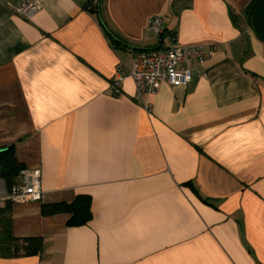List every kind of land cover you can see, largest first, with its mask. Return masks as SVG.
<instances>
[{"label": "crops", "instance_id": "0c3cea01", "mask_svg": "<svg viewBox=\"0 0 264 264\" xmlns=\"http://www.w3.org/2000/svg\"><path fill=\"white\" fill-rule=\"evenodd\" d=\"M160 45L214 52L186 86L114 94L118 69ZM9 149L41 173L43 200L11 205L13 236L41 249L0 264H264V0H0ZM7 194L0 179V207ZM79 195L87 225L42 215Z\"/></svg>", "mask_w": 264, "mask_h": 264}, {"label": "built area", "instance_id": "2783aa9c", "mask_svg": "<svg viewBox=\"0 0 264 264\" xmlns=\"http://www.w3.org/2000/svg\"><path fill=\"white\" fill-rule=\"evenodd\" d=\"M39 10L40 5L37 1H28L17 7L15 13L25 20H30ZM148 31L152 36L160 39L165 32L163 18L152 17L148 22ZM213 52V47L205 45H160L148 51L135 52L129 70L121 72L118 69L111 90L118 95L125 79L132 80L138 97L155 94L165 81L173 87L186 86L192 77L191 65L194 62L206 61L212 57ZM145 107L148 109L149 105ZM4 200L16 204L42 201L40 170L21 169L16 184Z\"/></svg>", "mask_w": 264, "mask_h": 264}, {"label": "trees", "instance_id": "16d2710c", "mask_svg": "<svg viewBox=\"0 0 264 264\" xmlns=\"http://www.w3.org/2000/svg\"><path fill=\"white\" fill-rule=\"evenodd\" d=\"M98 16V9L89 10ZM98 21L102 23L98 16ZM109 34V33H108ZM21 169L11 149L0 153V179L4 180L8 193L16 184V176ZM4 205L0 207V258H16L19 256L36 255L41 249L39 238H15L12 233L11 205L8 200H3ZM43 216L66 214L69 216L67 225L69 227H82L92 220L91 198L88 195H79L73 202L43 204L41 206Z\"/></svg>", "mask_w": 264, "mask_h": 264}, {"label": "water", "instance_id": "95a60500", "mask_svg": "<svg viewBox=\"0 0 264 264\" xmlns=\"http://www.w3.org/2000/svg\"><path fill=\"white\" fill-rule=\"evenodd\" d=\"M4 151H5V150H0V153H1V152H4Z\"/></svg>", "mask_w": 264, "mask_h": 264}]
</instances>
